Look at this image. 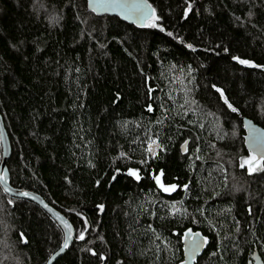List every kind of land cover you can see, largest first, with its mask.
Here are the masks:
<instances>
[{
	"label": "trees",
	"instance_id": "16d2710c",
	"mask_svg": "<svg viewBox=\"0 0 264 264\" xmlns=\"http://www.w3.org/2000/svg\"><path fill=\"white\" fill-rule=\"evenodd\" d=\"M148 3L164 31L97 16L86 0H0L9 185L38 195L73 227V242L53 264H179L189 228L208 238L195 264H248L254 252L264 264V170L240 167L249 154L242 119L264 128V68L231 59L264 65V0ZM149 138L160 145L155 155ZM161 171L175 191L156 186ZM85 219V239H76ZM63 241L47 212L0 186V264H47Z\"/></svg>",
	"mask_w": 264,
	"mask_h": 264
},
{
	"label": "snow or ice",
	"instance_id": "6c2138e0",
	"mask_svg": "<svg viewBox=\"0 0 264 264\" xmlns=\"http://www.w3.org/2000/svg\"><path fill=\"white\" fill-rule=\"evenodd\" d=\"M191 7L192 5L189 3L188 6L184 8L183 11H184L185 18L188 16L189 10L191 9ZM88 8L91 9V11L94 13H99L101 11L107 12V11L119 10L120 14L124 15L125 18L133 19L134 22L139 21L140 25L143 27L160 28V31H164V28L157 23L160 17L157 15L156 10L151 6V4L148 3V0H88ZM50 19L55 20V17H51ZM167 34L169 36L173 35L171 32H168ZM186 47L195 51V48L193 47L192 44H187ZM223 51L225 53H228L229 49L224 48ZM231 59L233 61H236L240 65H244L250 68H264V65L255 64L251 59H244L238 56H232ZM76 71L79 72L80 70L77 68ZM188 71L189 73H191L190 66H189ZM188 82L191 83V80H189ZM212 87L215 89L217 93H219L220 98L223 100V103L227 106V108L230 109L232 113H236L238 111V108L234 107L233 104L229 102L223 90L217 87L215 84H213ZM148 92L152 93L153 89L149 88ZM186 95H187V92H186ZM77 98L79 99V97ZM168 99L170 101L175 102V98L171 94L168 95ZM188 103L194 104L195 101L194 100L188 101L187 99H185V104H188ZM73 106L76 107V105H73ZM79 106L82 107L83 105H79ZM160 106L161 108H164L163 104H161ZM184 106H185L184 104L179 105L181 109H183ZM147 110L149 112L153 111V106L151 104H148ZM166 111L170 113V111L172 110H166ZM183 114L187 115V111H185ZM189 122L191 123V121ZM157 123H161V121L158 120ZM125 124H127V121L125 122ZM201 127H203V125H201ZM81 139H83V137H81ZM245 142L248 144L250 151L246 157H241L240 167L244 168L245 166H247V172L250 175L256 171L264 170V164L261 163V162H264V130H257L255 128L250 129V134L247 137H245ZM187 145H188V141L185 140L183 145H181L184 151H188V148L185 147ZM159 146L160 145L157 143L156 139L149 138L148 148H147L148 153L152 154L155 148ZM77 147L79 146L77 145ZM198 150L199 149L197 147V151ZM125 155L126 154L124 152L120 153L121 157H124ZM196 159H200V157L196 156ZM141 162L143 163V161ZM89 164L90 166H94V165H91V161H89ZM116 171L119 172L120 169L117 168ZM139 172H140L139 169L128 168L127 176L133 178L135 181L138 182L142 179ZM162 175H163V172L161 171L160 174H156L152 176V179L155 181L156 186L165 193H171L175 191L178 185L172 184V183H169V184L163 183L161 180ZM65 179H67V177H65ZM112 179L115 180L116 177L113 176ZM0 182L7 183V173L6 172H0ZM99 183L100 181L97 180L96 184L99 185ZM183 188L187 190L188 184H184ZM10 191L11 189L8 187L4 188L5 193H9ZM16 196L17 197H29L30 193L26 191H20L16 193ZM7 203L11 205L14 203V201L9 199ZM45 207H47V205H45ZM104 207L105 205L103 204L97 205V208L99 210H103ZM170 211L172 213H175L176 211H180V210L176 209L175 205H173ZM183 211H186V210H183ZM249 214H251V209H249ZM77 215H80V213H77ZM235 226H236V229L239 230L240 222L238 220L235 221ZM63 227L66 231V235L64 237L63 247L61 250H63V248L68 247V240L70 238V234L72 231L71 226L66 221L63 222ZM87 230H88V222L85 219L84 229L79 232L76 239H79V240L85 239V233ZM133 230L135 231V229ZM147 231L152 232L156 240L160 239V237L156 235V230L152 227L151 224L148 225ZM183 238H184L186 248L190 249V252H188V255L189 257H193V258L195 256L196 251L200 249L203 245L207 244L208 242V238L206 236L201 237V234L199 232H193V230L190 228L184 231ZM19 239L21 243H24V244L28 243V239L26 238L24 233L19 234ZM157 248H159V245H157ZM89 251L91 252L92 250L89 249ZM92 255L95 256L97 255V253L92 252ZM99 259L100 260L105 259L102 253L99 255ZM180 264H185V261L181 260Z\"/></svg>",
	"mask_w": 264,
	"mask_h": 264
},
{
	"label": "water",
	"instance_id": "95a60500",
	"mask_svg": "<svg viewBox=\"0 0 264 264\" xmlns=\"http://www.w3.org/2000/svg\"><path fill=\"white\" fill-rule=\"evenodd\" d=\"M86 2H87V8H88V0H86ZM88 10L90 12H92L91 9L88 8ZM92 13L97 15V16H102V15L116 16V17H119L121 20H123L125 22L131 23V24H135V25H140L139 21H135L134 22L133 19L125 18L124 15L120 14L119 10H117V11H107V12L101 11L99 13H94V12H92ZM242 128H243V131H244V137H243L244 147H245V150L247 152H249L250 149H249L248 144L245 142V137H247L250 134V129L255 128L257 130H264V128H261V127L257 126L252 121H250L249 119H246V118L242 119ZM0 140H1V145H2V161L0 163V172H6L7 173V183L0 182V186L3 189V191H4L5 187H8V188L11 189V191L9 193H6L7 195H9L11 197H14V198L26 199V200L32 201L35 204H37L38 206H40L45 212H47L54 219V221L61 228V230L63 232V235L65 237L66 231H65V229L63 227V222L66 221L71 226V224L69 223V221L65 217H63L61 214H59L57 211H55L53 208H51L49 205H47L42 200L41 197H39L38 195H36L34 193L26 191V192L30 193L29 197H17L16 196L17 192L25 191V190L14 189V188H12L9 185V174H8V171H7V168H6V162H7V160L10 157L11 148H10L9 139H8L7 134H6V132L4 130V127H3V122H2L1 117H0ZM157 149H158V147L155 148L154 152L152 154H150V155H155L157 153ZM182 150L184 151L183 148H182ZM126 175H127V172H126ZM45 205H47V207H45ZM71 228H72V231H71V234H70V238L68 240V247L67 248H63V250H61L62 247H63V244H62V246L59 248V250L57 252H55L49 258L47 264H53L59 257H61L68 250L69 246L71 245V243L73 242V240L75 238L74 229H73L72 226H71ZM201 237H203V236L201 235ZM181 243H182V253H183V259L182 260L185 261V264H195L197 262V259L203 253L206 244L203 245L200 249H198L196 251L195 256L193 258V257H189V255H188V252H190V249L186 248L183 235L181 237ZM251 260H252V262H249L248 264H262L261 259L259 258V255L257 254V252H254L252 254Z\"/></svg>",
	"mask_w": 264,
	"mask_h": 264
}]
</instances>
